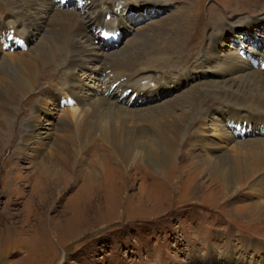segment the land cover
I'll list each match as a JSON object with an SVG mask.
<instances>
[{"label":"rangeland","instance_id":"rangeland-1","mask_svg":"<svg viewBox=\"0 0 264 264\" xmlns=\"http://www.w3.org/2000/svg\"><path fill=\"white\" fill-rule=\"evenodd\" d=\"M63 2H67L66 6ZM104 2L118 20L116 25L105 20L106 11L101 10ZM29 5L26 3L20 12H14L0 0L1 58L5 54L28 56L40 45L42 48L62 44L66 33L63 26L70 24L72 17L74 24L91 37L92 51L98 56L89 59L80 55L82 63L66 71L67 75L65 70L48 63L41 69L35 90L17 101L13 108L15 119L9 118L11 126L0 129V137L4 136V143L0 139V264H209L207 260L212 255L213 264H229L228 258L232 256L244 264H262L261 260L264 263V184L233 190L222 198L215 175L204 164L206 152L220 155L239 139L244 142L246 137L249 143L253 134L264 132V126L255 122V118L263 122L264 114L216 102L218 93L211 92L215 89L212 84L226 80H243L247 84L264 79V70L259 68L264 60V0H46L32 9ZM24 18L29 23L22 26L19 20ZM102 24L117 26L115 32L121 33L118 40L112 39L113 34L103 36L99 32ZM10 26L16 34L27 38L25 48L12 50L2 44L1 33L10 30ZM21 37L14 39L20 41ZM10 47L14 45L10 43ZM84 47L88 44L84 43ZM127 47L132 57L139 59L138 69L148 71L134 79L136 84L128 93L124 92V100L120 99L118 105L136 113L143 109L146 114L157 108L161 113L147 117L160 121V125L173 117L186 124L176 158L159 169L158 174L143 158H134L127 167L122 166L114 151L99 138L98 131L93 135L98 137L90 144L75 139V125H84L76 119H89L90 110L77 112L74 117L63 114L64 110L73 112L80 103L60 90V84L66 79L79 80L91 86L89 93L99 94L108 85L106 76L112 75L110 59ZM30 65H34L32 59L25 67ZM209 65H215L210 70L216 76L204 77L199 73H205ZM187 74L190 79H183ZM176 77L182 79L171 87ZM135 89L139 97L132 92ZM224 89L241 96V88ZM110 94L118 96L112 91ZM231 104L248 102L235 99ZM190 109L201 112L189 118ZM221 110L224 115L228 110L240 116L251 112L252 135L246 132L231 140L232 132ZM61 119L70 126L59 129ZM146 121L138 122V131L148 130ZM111 127L116 133L118 124L114 120ZM219 129L227 132L228 144L222 143ZM65 134L74 139L70 147L76 159H82L75 167L83 172L71 189L48 191L54 197L48 206L37 203L35 197L43 185L36 173L37 166L42 165L45 156L55 153L54 138ZM45 136L47 139L41 140ZM197 137L204 139L205 147L196 143ZM150 144L151 148L156 147ZM92 146L94 150H90ZM89 169L100 174L98 190H89L85 184ZM60 170L74 180L67 169ZM17 177L21 179L12 182ZM255 213L260 217L258 221L253 220ZM207 252L212 254L208 256ZM241 262L235 260L234 264Z\"/></svg>","mask_w":264,"mask_h":264},{"label":"bare ground","instance_id":"bare-ground-1","mask_svg":"<svg viewBox=\"0 0 264 264\" xmlns=\"http://www.w3.org/2000/svg\"><path fill=\"white\" fill-rule=\"evenodd\" d=\"M1 1H3L6 6H11L12 10H16L14 12H18V11L20 12L22 7H24L26 3H29L30 4L29 9H32L33 6H36L39 3L42 4L46 0H1ZM106 3L107 2H104L102 4V9H101V10L105 9L104 11H106L105 20H108L110 22L114 21L113 23L114 25H116L118 23V20H115L114 17H110V16H113V13L110 10H107L108 3L107 4ZM157 5L160 6V4H157ZM148 6L152 7L154 6V4L148 5ZM59 21H62V20L59 19ZM19 22H20V25L22 26H25L26 24L29 23V21L25 18L19 20ZM70 22H71L70 24L63 26V31L65 30L66 33H64L63 35V39L61 41L63 42L62 44L61 43L60 45L52 44V45L45 46L42 48H40L41 45L39 44L40 45L39 48L34 49L32 52L30 51L31 53L28 56L22 55V56L13 57L11 55L5 54L4 58L0 57V129L1 130H3V126H6V127L11 126L10 124L11 121H9V118L15 119L13 108L16 106L17 101L19 100V98L24 99L26 95H28L29 93L35 90V86L38 84V80L41 77V69L47 66L48 63L54 64L56 68L58 69L65 70L64 74L67 75V72L75 69L76 67H79L80 64L82 63V62L80 63V55H84L88 57L89 59H92V57L97 58L98 55L96 53H93L92 51L93 49L91 47V39H90L91 37L87 36L83 32V29L80 28L79 25L74 24L75 22H74L73 17L70 19ZM154 24L157 25V23H154ZM160 26L162 25L160 24ZM99 28H100L99 32L101 31L102 32H114L116 31L117 26L111 28V27H108V25L104 26L102 24V25H99ZM10 29L15 30V28L11 26H10ZM23 38L27 41L26 37H23ZM150 39H152V37ZM81 40H83V43L81 42ZM138 42L140 43V41ZM84 43L88 44V47H84ZM143 45H148V44L144 43ZM62 46H64L63 50L61 49ZM136 48L137 47L135 46V49ZM56 50L58 51L57 52L58 55L60 53L63 54L64 56L63 59L58 58V55H57V59H55V57L53 58ZM129 50L130 48L127 47L122 52L116 53L115 54L116 58L110 59L112 63H111V68L109 69H112L111 70L112 75L110 77L106 76L109 78L108 81L106 80V82H108V85L105 89L101 90L99 94L97 92L89 93L91 86L79 80L78 82H74V81H67L66 79L64 83L60 82L61 84L60 83L59 84L60 86H62L60 88L58 84V87L60 88V90L62 89V90L67 91L69 96L71 94L75 98L76 102L80 103L79 107L75 109L73 112L64 110L63 114L67 117L68 116L74 117L75 113L77 112L85 113V110H90L91 115L89 114L90 115L89 119H87L86 116L83 117L85 118V120L83 121H81L83 118L80 120L76 119L77 123L81 122L84 125L82 126L78 124L75 125L74 130H73V135L75 139L78 138L79 140H82L84 142H87V144H90L93 141H95L96 137H98V136H93L94 133L98 131L100 132L99 138H101L102 142L105 143L107 146H109L111 150L114 151V153L118 156V159L121 161L122 166L124 165L125 167H127V165L129 164V161L130 160L132 161V159L134 158H140V159L143 158L149 161L152 164V166L155 169H157V174H158V172L160 171L159 169H162V167H164L167 163H169L173 158L174 159L176 158L177 152L179 150L181 138L183 134L185 135L184 126L186 128V124L184 125V123H182V120H180V118L173 117L169 122H165L163 125H160L161 123L160 121H152L150 118L147 117V115L149 117H152V115L156 113H161L157 108L154 113L148 114L147 112L146 114V113H143V109H142V112L139 111L136 113L135 111H132L131 109H123L121 106L118 105L119 104L118 101L120 99L124 100V98L122 97L120 98V95L122 94L125 97L126 93L129 92L127 90L129 88H133V85L136 84L134 83L135 82L134 79L137 77H140L141 74L148 71L144 69H140V70L138 69V66H139L138 58L141 55L143 56V53L141 52L142 54L141 55L139 54V57L138 58L136 57L138 60H136L134 57H132ZM240 52L243 54L242 51ZM109 58H113V57L109 56ZM31 59L33 60L34 65H30L29 68L25 67L26 64L29 62V60ZM157 60H159L158 57H157ZM162 60L163 59L161 58V61ZM214 66L215 65L213 66L209 65L205 73L203 71L199 73H202L204 77L210 76V75L216 76V74H214V72H211L210 70ZM200 67H202V65ZM259 68L260 69L262 68L261 70H264V60L262 61L261 64H259ZM196 69H198V66L196 67ZM185 76L186 77L183 79H186V80L190 79L189 77L190 75L187 74ZM261 76L263 77V75ZM179 77H176V82L170 85L171 87H174L176 84L179 83V81L182 79ZM132 80L134 81L132 82ZM223 84H229V85L223 86V88H220V85L222 86ZM223 84H212L211 85L212 88H215L211 92L218 93V100H216V102H221L222 104L226 103L240 110H246V111L255 110L256 112L260 114H264V79L263 78H259V80L256 79L252 83L250 81L247 84L243 80L241 82H234V80L231 79V81L226 80ZM225 87H227L229 90L230 88H238V89L241 88L242 89L241 96L240 95L235 96L229 93L228 90L224 89ZM254 88H256L257 91H255ZM137 90L138 89H135L132 92H137ZM111 91L118 95L117 98H114V96L110 94ZM125 91L127 92L124 93ZM139 96L140 95H138L137 97ZM188 97L190 98V96ZM133 99L134 98H132V100ZM178 99L180 98L178 97ZM235 99L245 100L248 102V104H243V105L233 104L232 105L231 102L234 101ZM190 108H192V106ZM58 111H60V108L58 109ZM196 112L198 114L201 112V110L199 111L196 109L195 111H193L190 109L189 118L192 115H195ZM221 112H222L221 116L223 115L225 124L227 125L228 128H230L231 132L234 133L233 135L236 136V139H234L232 133L230 132L231 140H237L238 137H241V135H245L244 133L246 132L247 134L252 135L250 131V128H252L251 127L252 119L250 118L252 114L251 112L246 115H242V116H240L239 113L236 114L234 110H228L226 115H224L225 113L222 110ZM184 116H186V114H184ZM191 118H194V117H191ZM262 118H264V116H262ZM112 119L118 124V127L116 128V133H115V130L111 127L113 124ZM141 119L147 120L146 122L148 124L147 125L148 130H144V129H140L139 131L137 130L138 128L136 127V125L139 124L138 122ZM189 121H192V120H189ZM262 121L263 122H260L258 121V118H255V122L260 123L262 124V126H264V119H262ZM66 126H70V125L65 124V121L61 119L59 123V129H63ZM219 131H220V137L222 138L221 139L222 143L228 144V141H226L227 132H225L224 130H220V129ZM258 133L259 134L257 135L253 134L251 137H249V138H253L249 143H246L248 140H250V139H247L246 137L244 138V142L242 141V139H239V141H236L234 145L228 148L229 151H223L222 153L220 152L221 153L220 155L210 154L207 152L205 153L204 164H208L207 168H209V170L213 173L212 175H215L216 185L217 187H219L221 191L220 193L223 196L222 198H224V196H229V194H231L233 190L239 191L245 188H249V186L251 185L264 184V132H258ZM11 134L13 136L16 135V134H13L12 132L10 133V135ZM30 135H32V133H29L27 136L30 138ZM0 139L3 142L4 136H1ZM44 139H47V136L41 138V140H44ZM73 140L74 139L71 138L70 135H66V134L61 135V136H56L53 140V144H54L53 146L56 148L54 150L55 153L49 156H45L41 163L42 165L39 164L37 166L36 173L38 174L39 180L42 181L43 183L41 188L38 190V194L35 197V200L37 201V203L45 204L48 206L51 200L54 199L53 194H50V195L47 194L48 191L50 192L51 189L55 191L59 188L68 190L77 184L78 182L77 179L79 177V174L82 173L83 171L82 169L76 170V167L78 166L79 161L82 159H79V160L76 159L77 156L70 147L71 143L73 144ZM150 143L152 144L154 143L156 147L151 148L152 145ZM196 143H198L199 146L205 147L204 139L202 137H197ZM94 147L92 146L90 150L92 149L94 150ZM225 148H227V146ZM60 167L67 169L69 173L73 175L74 180L69 179L68 174L66 175L65 173H63L60 170ZM126 171L127 170H125V172ZM86 172H87L86 173L87 175L86 174L85 175L87 176V182L85 184L88 185V189L98 190L100 187L99 186L100 177L98 175L100 174L90 169L87 170ZM15 179L20 180L21 177L13 178L12 182H14ZM21 182L22 181H20L19 183ZM19 183H16V185ZM19 186L22 187L21 185ZM13 197H14L13 195L9 196L10 199H12ZM256 215H257L256 213L252 214V217H253V220L258 221L259 216H256ZM261 217L263 218L262 220H264V215ZM207 254L208 256H210V254L212 253L207 252ZM237 258L238 257H235V256L228 258L229 260L228 263L234 264L235 260H237L238 262H241ZM213 260L215 261V258L212 255L210 256V260L208 259L207 262L209 264H213ZM260 262L264 264L262 260ZM241 263L244 264V262H241ZM257 263L258 262H256V264Z\"/></svg>","mask_w":264,"mask_h":264}]
</instances>
